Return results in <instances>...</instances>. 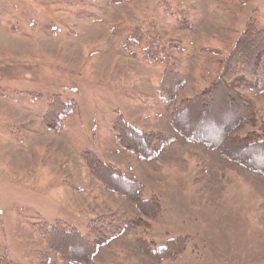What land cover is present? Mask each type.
<instances>
[{
  "label": "rangeland",
  "instance_id": "obj_1",
  "mask_svg": "<svg viewBox=\"0 0 264 264\" xmlns=\"http://www.w3.org/2000/svg\"><path fill=\"white\" fill-rule=\"evenodd\" d=\"M250 18L264 28V0H0V257L62 264L36 223L64 221L92 240V220L101 218L94 227L105 234L139 217L146 225L114 236L89 264H264L263 178L181 140L171 123L182 100L219 78ZM138 27L141 43L124 50ZM154 37L161 52L149 60L144 45ZM171 65L184 85L168 104L160 89ZM239 93L255 121L237 135L264 136V94ZM55 94L77 103L59 132L43 122ZM118 115L177 142L155 161L139 159L115 138ZM86 151L140 182L160 214L146 219L107 189L82 160ZM182 236L173 261L140 249L142 240L162 247Z\"/></svg>",
  "mask_w": 264,
  "mask_h": 264
},
{
  "label": "trees",
  "instance_id": "obj_2",
  "mask_svg": "<svg viewBox=\"0 0 264 264\" xmlns=\"http://www.w3.org/2000/svg\"><path fill=\"white\" fill-rule=\"evenodd\" d=\"M139 33V27L134 29L122 42V48L129 50L132 46L139 45L142 41ZM155 39L144 45V58L153 60L160 54V44ZM161 85V94L166 96L168 104H172L184 85V78L171 65L165 69ZM240 87L264 94V28L257 27L252 18L245 23L223 60L219 78L210 89L200 95L182 100L171 123L181 140L216 151L223 159L259 174L264 180V136L253 132L245 136L237 135L241 127L255 121L253 105L240 95ZM76 109L77 103L74 100H63L60 94L51 96L43 116L46 128L59 132L65 118ZM112 130L124 150L145 161H155L166 147L173 145L178 139L160 132L139 130L122 115L114 119ZM81 157L98 181L113 193L130 199L146 219L160 214L158 199L143 198V185L129 173L121 172L90 151L84 152ZM100 219L92 220L87 226L90 228L89 234L94 236L92 240L64 221L36 223L35 226L62 264H89L98 248L107 244L114 236L146 225L139 217L118 219L110 228L105 226L108 229L103 234L94 227ZM188 238H169L162 247L142 240L140 249L150 259L173 261L185 249ZM0 264L15 263L0 257Z\"/></svg>",
  "mask_w": 264,
  "mask_h": 264
}]
</instances>
